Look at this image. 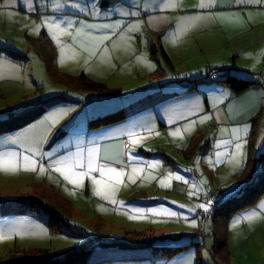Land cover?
I'll list each match as a JSON object with an SVG mask.
<instances>
[{
  "label": "rangeland",
  "instance_id": "1",
  "mask_svg": "<svg viewBox=\"0 0 264 264\" xmlns=\"http://www.w3.org/2000/svg\"><path fill=\"white\" fill-rule=\"evenodd\" d=\"M32 2L23 3L29 6ZM43 23L51 26L48 30L52 37L66 34L63 21L55 32L47 21L19 11L14 0H0V123L5 119L16 124L45 109L40 118L0 137V199L12 204L18 198H42L63 219L54 232L45 224V218L0 217V237H4L0 239V264H9V254L15 250L28 255L42 251L56 258L71 248L92 247L95 235L134 242L126 239L130 233L172 237L155 241V246L149 248L120 249L97 244L82 264H264V208L260 207L264 205V196L255 205L235 212L225 208L215 211V206L208 203L210 193L215 192L210 187L211 175L231 170L229 151L236 154L235 145L239 143L242 147L238 153L244 152L247 158L243 140L237 137L228 141L229 136L221 130L224 125L214 122L207 110V95L215 106L228 102L227 91L209 89L213 82L205 83L201 76L190 74L188 82L195 83L193 89L199 93L188 94L180 101L175 97L162 101L163 97L149 94L145 100L126 106L122 104L129 99L125 94L92 96L91 92H74L68 88L69 83L60 82L63 74L52 72L51 56L39 49L41 31L44 29L50 35ZM55 43L59 45L60 58L79 57L68 54L63 41ZM148 62L147 76L138 78L142 84L150 82L148 75L157 68ZM213 62V58L205 57L206 64ZM72 63L61 61L60 66L69 72L77 69ZM202 63L203 60L194 59L189 68L198 67L195 72L204 73ZM239 66L259 72L264 60L257 66L241 60ZM127 67L130 66L105 72L108 76H127L129 72L123 71ZM106 114L117 121L104 127H90L91 119ZM197 120L203 121L199 130ZM173 132L178 134L173 136ZM133 138L140 142L132 145ZM261 148L262 155L264 146ZM25 157L36 162L35 170L19 166L4 170L11 169L12 164L30 167ZM89 162L125 173L118 185L104 177L106 183L113 184L112 198L117 203L95 195V186L88 177L77 187L55 171L64 165L77 172L86 171ZM150 164L157 166L150 168ZM41 167L44 171H40ZM176 175L181 179L176 180ZM92 176L100 178L96 172ZM161 180L170 186H161ZM229 189L217 192V203L238 193L237 186ZM200 205H205L206 210ZM13 207L19 206L14 202ZM152 209L159 214H150ZM170 211L177 215H168ZM252 213L255 215L250 216ZM203 215L209 218L203 219ZM179 234L184 235L178 237ZM215 236L224 240L214 249L218 252L214 255L216 260L211 255ZM178 246L188 247L173 255L167 252L168 247ZM14 256L20 258L16 253Z\"/></svg>",
  "mask_w": 264,
  "mask_h": 264
},
{
  "label": "crops",
  "instance_id": "2",
  "mask_svg": "<svg viewBox=\"0 0 264 264\" xmlns=\"http://www.w3.org/2000/svg\"><path fill=\"white\" fill-rule=\"evenodd\" d=\"M14 2L19 11L47 21L55 32L62 21L65 23L62 30L66 34L61 38L52 37L48 30L51 26L43 23L50 35L43 29L38 39L42 53L51 56L49 65L53 73L56 70L73 77L84 74L105 88L104 95H127L129 99L122 101L126 106L145 100L149 94L163 97L162 101L171 97L180 101L188 94L199 93L198 89H193L196 84L188 82L187 76L196 74L204 78L212 68L225 69L224 74L240 78L255 80L260 77L261 84L258 82L237 95L223 83L212 81L214 84L209 85V89L227 91L229 98L228 102L212 106L207 95L206 106L213 121L224 125L221 130L229 136L228 141L240 138L248 153L251 139V147L256 149L254 158L261 154V146H264V67L258 72L239 66V62L245 60L257 66L264 60V4L255 0L244 4L236 0H169L168 3H161V0H33L29 6H24V0ZM202 3L207 6L201 7ZM57 40L66 44L68 54L79 57L65 55L60 58ZM205 57L213 58L214 62L206 64ZM148 59L157 68L148 75L150 82L142 84L138 78L147 76ZM194 59L204 61L200 66L204 73L195 72L198 67L189 68ZM61 61L73 62L71 65L77 69L69 72L75 75L60 66ZM120 66H130L123 70L129 72L127 76H108L105 72ZM86 68L89 69L86 71ZM134 81L137 85L132 84ZM74 88V92L79 90L76 81ZM99 94L102 93L92 96ZM72 103L76 104L74 100ZM202 122L197 120V130ZM229 152L231 170L211 175L210 187L220 194L234 186L240 189L236 177L244 166L246 155Z\"/></svg>",
  "mask_w": 264,
  "mask_h": 264
},
{
  "label": "trees",
  "instance_id": "3",
  "mask_svg": "<svg viewBox=\"0 0 264 264\" xmlns=\"http://www.w3.org/2000/svg\"><path fill=\"white\" fill-rule=\"evenodd\" d=\"M214 70H218L212 68ZM209 71V70H208ZM225 69H222L220 75L213 79L212 81H219L223 83L233 94H241L251 86L260 82V80L255 81L249 78H240L236 75L232 74H224ZM222 72V73H221ZM63 74V73H62ZM64 78L61 79V82L69 83V89L74 91L75 81L78 85L80 91L83 92H91L92 94L102 93L104 95L105 88L98 83L93 82L89 78H87L84 74H80L77 77L70 76L68 74H63ZM221 77H224L221 79ZM205 78V77H204ZM203 78V79H204ZM202 79V81H203ZM210 81V82H212ZM63 83V84H64ZM207 83V82H205ZM74 84V85H73ZM100 95V94H99ZM45 112L44 108H41L34 112L33 114L29 115L28 118H22L21 120L17 121L16 124H12L11 121L3 120L0 123V137L6 133L14 132L25 125L29 124L36 118H40ZM108 114L103 116H98L91 119L90 127L92 129L104 127L110 124V122L117 121V119L107 118ZM121 119V118H119ZM250 140V145L248 147V153L246 162L236 177L238 183H240V189L236 195L231 196L229 199L224 200L221 203H217V197L214 201H211V206H215V211L219 209L225 208L229 212L240 211L248 206H253L258 200L264 196V154H260L259 158H254V149L251 147L253 141ZM198 147V146H197ZM196 149V148H195ZM218 190L215 189V193L217 196ZM220 193V192H219ZM42 198H35V199H22L18 198L15 203L18 204L20 207H13V203H3L0 199V217L6 216H14V215H32L34 218L46 219L45 224L54 232H57V228H54L58 223L62 221V217L58 216L53 210V206H46ZM12 202V201H11ZM48 215V217H46ZM209 217H207L208 219ZM64 226H67L66 223L62 222ZM54 228V229H53ZM184 234H179L178 237H181ZM152 236V237H151ZM151 236L147 237L145 233H136V234H128L126 239H133L134 242L130 240H111L110 238H106L103 236H94V242L92 241L93 238L90 240L92 241V247L98 245H102L104 247H118L120 249H134L136 247H144L149 248L155 246V241L163 240V238L172 237V235H160L155 236L152 234ZM224 240L215 236L213 238V245L211 247V255L212 258L216 260L214 255L218 254V252H214L219 245H222ZM189 246V245H188ZM168 247L171 255L175 254L176 252L183 251L185 247ZM92 247L89 245L82 246V247H75L71 248L65 252H60L61 255L59 257H52V254L49 255L47 253H43L42 251H34L29 255L24 251L15 250L12 254H9L11 260H9V264H82L84 263L85 258L90 255V251ZM14 253L18 254L20 258H15ZM165 254H168L165 252ZM32 258V259H29Z\"/></svg>",
  "mask_w": 264,
  "mask_h": 264
},
{
  "label": "snow or ice",
  "instance_id": "4",
  "mask_svg": "<svg viewBox=\"0 0 264 264\" xmlns=\"http://www.w3.org/2000/svg\"><path fill=\"white\" fill-rule=\"evenodd\" d=\"M169 0H161V3H168ZM237 3L239 4H244L249 2V0H236ZM256 3H261L264 4V0H255ZM201 7H205L207 6L206 4H201ZM129 15H134V13H129ZM133 27L138 28L139 25H133ZM177 132H173L171 133V135L175 136L177 135ZM130 136H134V134H129ZM140 142L139 138H133L131 140V144L132 145H136ZM217 147H219V145H217ZM242 145L237 143L235 145V148L237 150V153L239 152V150L241 149ZM219 155H224V153H218ZM235 155V153H234ZM28 165H30V167L26 166L25 164H20V165H16V164H12L11 165V169L9 168H5L4 170H15L17 166L24 168V170H35L36 167V162L34 160H28V158H24ZM8 163V162H5ZM157 165L155 164H150L149 167L150 168H155ZM76 167H82V165H76ZM40 171H44L43 167L40 168ZM55 171L61 173V175L64 176V178L66 180H68L70 183H72L73 185L80 187L83 185L85 177H88L91 180V183L95 186L94 189V194L97 196H102L105 199H110V202L115 204L117 203L116 200L114 198H112V196L114 195V191L115 188L113 186V184L111 183H106L104 180V177H107V179L109 181H115V184L118 185L122 182V177L125 175L124 172L122 171H117L115 168L112 167H100L92 162H89L87 165V169L86 171H80L77 172L75 171L73 168L68 167L67 165H64L63 167H57L55 168ZM139 171V169H133V172H137ZM99 173L100 178H96L92 176V173ZM130 181H132L133 183L135 182L131 176L128 177ZM155 177H153L154 179ZM176 180H180L181 177L179 175H176L174 177ZM169 179H171V177H169ZM161 186L163 187H168L170 186L169 184H167L164 180L160 181ZM208 203H211L210 201ZM201 208H205V205H200ZM261 208H264V205L260 206ZM206 210V208H205ZM138 212L139 215L143 216L144 213H141L139 210H136ZM150 214H159L156 212V210L152 209L149 210ZM168 215L170 216H176L177 213L176 212H169ZM251 215H255V213L249 214ZM4 237H0V239H3Z\"/></svg>",
  "mask_w": 264,
  "mask_h": 264
},
{
  "label": "built area",
  "instance_id": "5",
  "mask_svg": "<svg viewBox=\"0 0 264 264\" xmlns=\"http://www.w3.org/2000/svg\"><path fill=\"white\" fill-rule=\"evenodd\" d=\"M220 75L219 70L210 69L207 73L205 78L203 79V82H210L213 79L217 78ZM216 198V193L212 192L210 193L209 200L214 201ZM207 215H203V219L207 218Z\"/></svg>",
  "mask_w": 264,
  "mask_h": 264
}]
</instances>
